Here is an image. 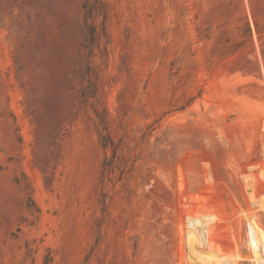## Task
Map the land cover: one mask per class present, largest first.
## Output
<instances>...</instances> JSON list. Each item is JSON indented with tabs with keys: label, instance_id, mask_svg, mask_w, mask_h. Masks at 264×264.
<instances>
[{
	"label": "rangeland",
	"instance_id": "1",
	"mask_svg": "<svg viewBox=\"0 0 264 264\" xmlns=\"http://www.w3.org/2000/svg\"><path fill=\"white\" fill-rule=\"evenodd\" d=\"M83 1L0 0V264H264V0Z\"/></svg>",
	"mask_w": 264,
	"mask_h": 264
},
{
	"label": "trees",
	"instance_id": "2",
	"mask_svg": "<svg viewBox=\"0 0 264 264\" xmlns=\"http://www.w3.org/2000/svg\"><path fill=\"white\" fill-rule=\"evenodd\" d=\"M82 10H83V22L85 27V33L87 35V39L90 43H94L96 40V26L92 22L93 14L104 12V3L102 0H84L82 2ZM102 145L104 147L111 146L112 140L105 133L102 135ZM105 165V164H104Z\"/></svg>",
	"mask_w": 264,
	"mask_h": 264
}]
</instances>
